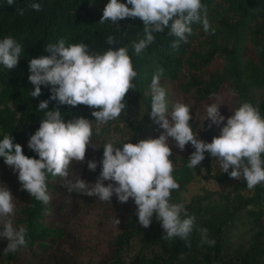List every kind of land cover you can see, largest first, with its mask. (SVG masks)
<instances>
[{"label": "trees", "instance_id": "1", "mask_svg": "<svg viewBox=\"0 0 264 264\" xmlns=\"http://www.w3.org/2000/svg\"><path fill=\"white\" fill-rule=\"evenodd\" d=\"M102 2L107 4L109 0H15L12 6L7 0H0V40L11 36L22 49L15 68L0 65V140L6 134L12 135L13 143L20 144L26 156L39 158L28 148V141L44 118V112L37 111L38 105L49 100L51 92L50 86L42 85V94L32 98L34 86L28 80L30 59L50 56L45 48L60 39L66 41V46L85 43L90 51L103 53L111 47L106 42L109 35L121 39L125 32L127 36L113 50L127 46L138 75L133 81L136 89L129 92L127 108L120 118L137 107L151 112L150 84L158 69H163L160 83L169 97H172L168 90L171 87L196 103L213 102L214 99L209 98L213 93L220 98L224 94L232 112L243 102H250L264 117V0H202L215 34L205 33L202 25L193 24L188 43L180 42L179 48L174 49L171 45L177 38L169 36V29H165L163 33L153 34L156 41L141 56L134 54L132 44L144 38L143 22L139 18H126L116 24L110 20L100 23L103 10L92 7ZM32 3L41 4L42 10L37 12L30 8ZM18 9H23L24 15H18ZM56 107L66 120L86 118L93 121L95 129V118L91 115L95 109L84 105L73 108L49 100L48 110ZM147 115L151 118L150 113ZM190 124L195 132L198 126L192 120ZM129 125L132 134L125 140L113 142L117 147L148 139L158 126L155 121L144 119L139 125L132 121ZM102 134L101 131L96 135L94 131L92 146L95 148L89 146L86 152V166L88 161L97 162L96 171H91L93 177L102 170L100 162L106 144ZM169 146L173 153L170 159L175 164L173 175L180 184V189L172 192V202L183 203L188 214L195 216V226L187 241L179 237L162 239L165 233L155 215L146 229L139 224L131 198L122 204L117 197H112L113 210L121 215L123 228L115 236L109 259L97 264H264V185L249 190L241 178L225 193L204 189L202 195H194L186 202L187 186L203 170L210 174L211 155L206 152L202 163L190 169L189 157L195 151L192 145H186L184 151L176 145ZM11 171L13 169L0 157L1 185L3 177ZM213 179L223 183L233 178L221 173ZM62 183L59 177L49 175L47 185L52 198L45 205L22 191L18 181L12 219L15 227L27 228L28 243L15 253H6L8 241L0 238V264H17L25 254H49L64 239L68 226L64 218L66 202L57 200L64 188ZM201 228L208 230V239L215 241L214 246L201 244ZM242 228L246 230L245 241L235 246L231 236Z\"/></svg>", "mask_w": 264, "mask_h": 264}, {"label": "clouds", "instance_id": "2", "mask_svg": "<svg viewBox=\"0 0 264 264\" xmlns=\"http://www.w3.org/2000/svg\"><path fill=\"white\" fill-rule=\"evenodd\" d=\"M14 3L15 0H7L9 6ZM29 7L37 12L42 10L39 3H32ZM17 14L24 15V10L18 9ZM126 18H139L143 22L144 38L132 44L136 56H141L156 41L154 33H163L165 29H169V36L177 38L171 45L174 49L179 48L180 42L188 43L193 24L202 25L205 33L211 31L215 34L202 0H127L126 3L109 0L100 23L110 20L116 24ZM126 36V32L121 34V39L109 35L106 42L111 47L103 53L90 51L85 43L66 46V41L60 39L45 48L50 56L30 59L28 80L34 86L32 98L42 94V85L50 86L49 100L57 101L58 105L73 108L84 105L95 109L91 112L95 129L93 121L86 118L66 120L59 107L48 110L49 100H44L37 109L44 112V118L28 141V148L39 158L26 156L22 146L14 144L12 135L7 134L0 140V157L18 173L21 190L45 205L52 198L47 185L51 175L59 177L69 193L97 197L110 205L113 195L122 204L131 198L140 225L149 228L155 215L165 233L162 239L179 237L187 241L195 226V216L188 214L183 203L172 202V192L178 191L180 184L173 175L175 164L170 159L173 153L169 138L181 151L189 143L194 147L188 161L190 169L200 165L207 152L216 158L222 173L237 180L243 178L247 188L253 190L264 185V117L258 107L243 102L225 123L220 112L221 99L213 93L209 98L216 102L207 106L206 120L211 121L209 128L212 125L219 127L220 134L212 142H204L197 138L190 124L189 106L177 102L169 110L167 93L160 83L163 69H158L150 84V115L163 132L158 138L139 140L135 144L123 143L122 147L107 142L103 146L102 170L96 182L90 184L80 177L73 181L70 179L72 165L85 162L88 147H93L94 131L99 135L103 126L119 119L127 108L129 92L136 89L133 81L138 73L128 47L113 50ZM21 51L20 44L13 37L3 38L0 40V65L15 68ZM87 167L95 172L97 162L88 161ZM105 181L109 182L107 186ZM15 208L11 191L0 187V238L8 241L4 249L6 253H15L28 243L27 228H17L13 224ZM115 223L118 225L120 221L115 219ZM200 236L201 244L214 246L215 241L208 239L206 228L200 229Z\"/></svg>", "mask_w": 264, "mask_h": 264}, {"label": "rangeland", "instance_id": "3", "mask_svg": "<svg viewBox=\"0 0 264 264\" xmlns=\"http://www.w3.org/2000/svg\"><path fill=\"white\" fill-rule=\"evenodd\" d=\"M106 6L105 2L94 5V10H103ZM172 97L166 96L168 101L169 110L172 106L179 102L184 103L190 107V115L192 121L198 126L195 130L197 138L204 142L210 143L214 137L219 136V127L212 125L209 128L210 120L207 119L206 108L211 103H196L190 98L184 97L178 94L176 91L168 88ZM223 97V98H222ZM222 105L220 107L221 115L225 117V123L228 117L233 115L232 109L229 107V100L223 94L221 96ZM148 112L143 107H137L132 112L124 114L121 118L110 121L107 125L103 126L101 131L102 136L105 139V143L117 140H125L132 134L133 129L129 125V121H132L134 125H139L144 120L154 121L148 118ZM220 127H223L221 125ZM163 132V129L159 128V125L153 129L151 137L148 139L158 138ZM169 145H176V142L169 138ZM194 149V147L192 146ZM87 159V156L85 160ZM210 174L206 171L195 178L187 186V192L184 194L186 202L194 195H202L203 190H207L212 193H225L233 184H237V179L228 180L223 183H218L213 179V176H219L222 172L216 163V158H210ZM73 172L70 174V179L75 181L77 178H81L87 183L94 184L97 176L93 177V173L87 169V166L79 163H75L73 166ZM1 180V187H7L13 197L15 203V195L18 184V173L11 171L8 175ZM109 182L105 181V186ZM114 199L116 198L113 195ZM58 201L66 202V209L64 218L68 221L66 228V235L61 240L56 248L49 254L45 255H31L25 254L21 256L17 264H97L99 262L107 261L112 254L113 241L115 236L122 231V219L121 215L117 214L111 205L100 201L97 197H88L82 194L69 193L64 187L62 192L57 196ZM16 205V204H15ZM54 211H57L55 209ZM14 218V217H13ZM115 219H118L120 223L117 225ZM246 230L240 229L237 233L231 236L232 244L239 245L243 239L246 238ZM138 248L134 246V250Z\"/></svg>", "mask_w": 264, "mask_h": 264}]
</instances>
